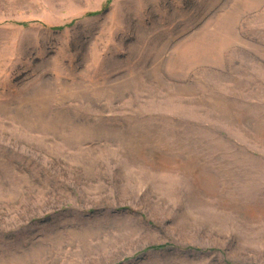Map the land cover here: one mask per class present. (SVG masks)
<instances>
[{
    "label": "rangeland",
    "instance_id": "374dc122",
    "mask_svg": "<svg viewBox=\"0 0 264 264\" xmlns=\"http://www.w3.org/2000/svg\"><path fill=\"white\" fill-rule=\"evenodd\" d=\"M0 264H264V0H0Z\"/></svg>",
    "mask_w": 264,
    "mask_h": 264
}]
</instances>
